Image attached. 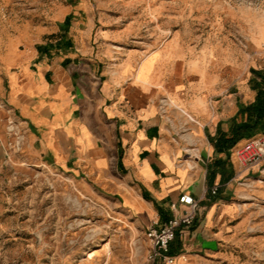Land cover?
Masks as SVG:
<instances>
[{
	"label": "crops",
	"instance_id": "crops-1",
	"mask_svg": "<svg viewBox=\"0 0 264 264\" xmlns=\"http://www.w3.org/2000/svg\"><path fill=\"white\" fill-rule=\"evenodd\" d=\"M214 41L189 45L178 32L148 51L122 52L81 40L11 73L9 103L27 125L32 152L117 199L142 231L171 218L182 194L200 201L194 225L171 244L174 264H208L239 240L242 225L232 221L233 194L251 170L233 150L249 139L229 151L218 141L247 119L241 109L256 101L257 90L252 77L228 76L242 54L228 60Z\"/></svg>",
	"mask_w": 264,
	"mask_h": 264
},
{
	"label": "rangeland",
	"instance_id": "rangeland-1",
	"mask_svg": "<svg viewBox=\"0 0 264 264\" xmlns=\"http://www.w3.org/2000/svg\"><path fill=\"white\" fill-rule=\"evenodd\" d=\"M178 32L189 45H224L228 60L242 54L228 76L264 68V0H0V264H144L147 231L134 215L32 152L9 103L11 73L81 40L148 51ZM263 162L236 183L239 240L208 264H264Z\"/></svg>",
	"mask_w": 264,
	"mask_h": 264
},
{
	"label": "built area",
	"instance_id": "built-area-1",
	"mask_svg": "<svg viewBox=\"0 0 264 264\" xmlns=\"http://www.w3.org/2000/svg\"><path fill=\"white\" fill-rule=\"evenodd\" d=\"M233 155L243 170H250L264 160V135L255 136L233 150ZM211 192L216 194L218 187L213 186ZM181 205L185 206L183 209ZM173 215L163 224L151 227L146 236L150 242L149 264H174L176 257L171 255V244L178 232L189 230L195 223L200 211V201L188 193L180 196L178 203H172ZM185 259V256H183Z\"/></svg>",
	"mask_w": 264,
	"mask_h": 264
},
{
	"label": "trees",
	"instance_id": "trees-1",
	"mask_svg": "<svg viewBox=\"0 0 264 264\" xmlns=\"http://www.w3.org/2000/svg\"><path fill=\"white\" fill-rule=\"evenodd\" d=\"M67 22H70L68 19ZM254 88L257 90V98L253 104L242 108L243 115L247 113V119L236 124L232 136H223L218 143L220 151H229L234 145L243 139H250L258 134H264V68L253 69Z\"/></svg>",
	"mask_w": 264,
	"mask_h": 264
}]
</instances>
